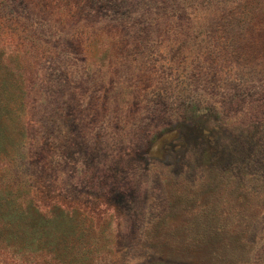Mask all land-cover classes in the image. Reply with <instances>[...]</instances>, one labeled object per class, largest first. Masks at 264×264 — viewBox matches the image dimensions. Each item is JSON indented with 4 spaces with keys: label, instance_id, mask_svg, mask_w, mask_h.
I'll return each instance as SVG.
<instances>
[{
    "label": "rangeland",
    "instance_id": "obj_1",
    "mask_svg": "<svg viewBox=\"0 0 264 264\" xmlns=\"http://www.w3.org/2000/svg\"><path fill=\"white\" fill-rule=\"evenodd\" d=\"M0 64V175L67 219L0 264H264V0H0Z\"/></svg>",
    "mask_w": 264,
    "mask_h": 264
},
{
    "label": "trees",
    "instance_id": "obj_2",
    "mask_svg": "<svg viewBox=\"0 0 264 264\" xmlns=\"http://www.w3.org/2000/svg\"><path fill=\"white\" fill-rule=\"evenodd\" d=\"M96 7L101 10L99 5ZM8 72V69L0 64V130L6 127V121L11 120L12 114L20 108L19 106L25 105L22 98L18 103L9 95L11 89L8 82L10 72ZM13 75L15 78L22 77L24 72L18 71ZM51 98H53L52 94L46 96L48 114L52 119H57L60 115L56 113ZM162 129L163 127L160 131ZM34 181L36 180L32 175H0V246L2 244L8 246L12 255L14 253L12 249L18 244L47 245L49 238L45 232L58 228L55 224L64 223L62 225L64 227L67 225L65 217L45 211L40 205L37 183ZM35 233L41 240L36 239L38 237ZM42 251L43 249H40L39 252Z\"/></svg>",
    "mask_w": 264,
    "mask_h": 264
}]
</instances>
